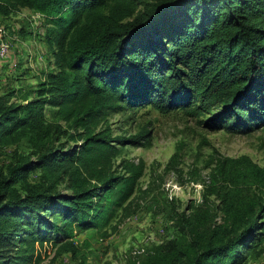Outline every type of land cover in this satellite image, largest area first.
Returning a JSON list of instances; mask_svg holds the SVG:
<instances>
[{"label": "trees", "instance_id": "trees-1", "mask_svg": "<svg viewBox=\"0 0 264 264\" xmlns=\"http://www.w3.org/2000/svg\"><path fill=\"white\" fill-rule=\"evenodd\" d=\"M104 4L0 0L2 15L28 7L52 20L58 66L45 76L35 98L17 103L0 95V147L26 133L42 139L61 134L58 125L43 120L44 104L56 106L62 118L72 119L74 129L84 130V135H70L73 141L80 139L74 150L40 145L34 159L17 156L0 169V264L30 262L15 252L25 236L41 244L60 233L61 248L74 256L67 238L72 227L78 231L97 224L100 192H122L139 177L141 168L133 163L124 167L128 175L100 177L96 185L80 171L108 145L103 130L88 128L91 119L107 110L121 104L149 105L161 113L180 109L201 117L211 131L244 133L264 126V0H155L131 19H124L132 13L131 2L116 0L106 9ZM117 140L134 142L135 137ZM34 168L42 178L30 183L26 175ZM208 176L211 185L222 187L219 198L230 222L194 249L189 263L234 264L238 242L264 228V221H257L264 216V203L244 200L242 194V188L264 186V168L245 156L223 157ZM62 179L71 194L53 188ZM45 214L56 215L59 225ZM78 264H85L84 259Z\"/></svg>", "mask_w": 264, "mask_h": 264}, {"label": "rangeland", "instance_id": "rangeland-1", "mask_svg": "<svg viewBox=\"0 0 264 264\" xmlns=\"http://www.w3.org/2000/svg\"><path fill=\"white\" fill-rule=\"evenodd\" d=\"M114 1L105 0L102 8ZM126 1L131 2L133 10L124 19H131L155 0ZM41 15L28 7L0 14V28L8 42V50L0 58V95L9 102L35 98L45 76L58 70L53 56L57 28ZM42 113L43 120L58 125L61 134L42 139L26 133L17 142L1 146L0 169L17 156L34 159V150L40 145L62 151L79 145L80 139L73 141L70 135H84L82 127L74 129L72 119L62 118L63 112L56 106L44 104ZM200 118L189 117L180 109L161 113L149 105L121 104L91 119L88 128L94 133L103 130L108 145L88 167H80L87 182L96 185L100 177L128 175L124 172L127 163L141 168L139 177L122 192H100L102 213L97 224L78 231L72 227L67 238L74 256L61 248L64 239L60 233L50 234L41 244L25 236L16 244L15 252L30 257L26 264H78L81 258L85 264H190L194 249L200 250L230 222L219 198L222 187L209 183L208 173L215 162L223 157L245 156L264 168V126L244 133L211 131ZM134 137V142L117 140ZM41 178L39 168L26 175L30 183ZM53 184L61 193L71 194L65 179ZM242 189L244 200L264 203V186ZM122 194L126 197L114 204ZM45 216L59 225L56 215ZM257 221H264V216L258 215ZM136 247L143 248V254L131 253ZM148 251L151 253L144 254ZM234 258V264H264V228L239 241Z\"/></svg>", "mask_w": 264, "mask_h": 264}, {"label": "built area", "instance_id": "built-area-1", "mask_svg": "<svg viewBox=\"0 0 264 264\" xmlns=\"http://www.w3.org/2000/svg\"><path fill=\"white\" fill-rule=\"evenodd\" d=\"M7 50H8V42L4 38V30L2 28H0V58H3L5 56ZM38 58H39V60L41 59L39 56H38ZM143 252H144V249L138 248V247H136V249H133L131 251V253H133V254H140V253L143 254ZM146 253L149 254V253H151V251L145 252L144 254H146Z\"/></svg>", "mask_w": 264, "mask_h": 264}]
</instances>
